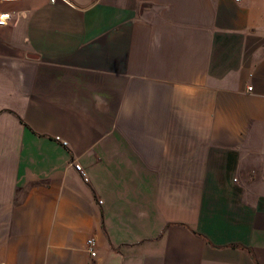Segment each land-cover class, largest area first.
Masks as SVG:
<instances>
[{"label":"crops","instance_id":"1","mask_svg":"<svg viewBox=\"0 0 264 264\" xmlns=\"http://www.w3.org/2000/svg\"><path fill=\"white\" fill-rule=\"evenodd\" d=\"M4 13L0 264H264V0Z\"/></svg>","mask_w":264,"mask_h":264},{"label":"built area","instance_id":"2","mask_svg":"<svg viewBox=\"0 0 264 264\" xmlns=\"http://www.w3.org/2000/svg\"><path fill=\"white\" fill-rule=\"evenodd\" d=\"M51 1L54 2L55 0H51ZM62 1L65 2V0H62ZM8 18H9L8 14L6 13L0 14V25H5L7 23ZM73 167L81 175L82 179L87 182L88 176L84 168L81 166V164L78 162H73ZM99 202L101 201L99 200ZM94 245H95V241L93 238H90L87 240V246H88V250L91 256H95V251L92 250Z\"/></svg>","mask_w":264,"mask_h":264}]
</instances>
